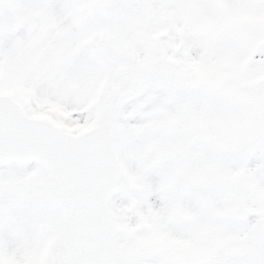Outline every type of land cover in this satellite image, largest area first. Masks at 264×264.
Segmentation results:
<instances>
[{"label": "snow or ice", "instance_id": "obj_1", "mask_svg": "<svg viewBox=\"0 0 264 264\" xmlns=\"http://www.w3.org/2000/svg\"><path fill=\"white\" fill-rule=\"evenodd\" d=\"M0 264H264V0H0Z\"/></svg>", "mask_w": 264, "mask_h": 264}]
</instances>
